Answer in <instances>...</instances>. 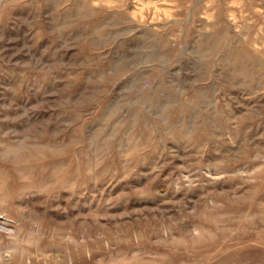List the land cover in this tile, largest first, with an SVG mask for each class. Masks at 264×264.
I'll return each mask as SVG.
<instances>
[{
  "label": "rangeland",
  "instance_id": "374dc122",
  "mask_svg": "<svg viewBox=\"0 0 264 264\" xmlns=\"http://www.w3.org/2000/svg\"><path fill=\"white\" fill-rule=\"evenodd\" d=\"M0 215V264H264V0H0Z\"/></svg>",
  "mask_w": 264,
  "mask_h": 264
},
{
  "label": "bare ground",
  "instance_id": "6f19581e",
  "mask_svg": "<svg viewBox=\"0 0 264 264\" xmlns=\"http://www.w3.org/2000/svg\"><path fill=\"white\" fill-rule=\"evenodd\" d=\"M1 216V215H0ZM60 227V226H59ZM3 228H4V226H3ZM65 229V228H64ZM61 230H63V229H61ZM15 231V230H14ZM11 232V231H10ZM53 233V232H52ZM14 236V235H13Z\"/></svg>",
  "mask_w": 264,
  "mask_h": 264
}]
</instances>
